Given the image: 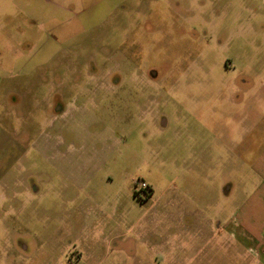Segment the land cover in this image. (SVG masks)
<instances>
[{
    "label": "rangeland",
    "instance_id": "1",
    "mask_svg": "<svg viewBox=\"0 0 264 264\" xmlns=\"http://www.w3.org/2000/svg\"><path fill=\"white\" fill-rule=\"evenodd\" d=\"M263 248L264 0H0V264Z\"/></svg>",
    "mask_w": 264,
    "mask_h": 264
},
{
    "label": "flooded vegetation",
    "instance_id": "2",
    "mask_svg": "<svg viewBox=\"0 0 264 264\" xmlns=\"http://www.w3.org/2000/svg\"><path fill=\"white\" fill-rule=\"evenodd\" d=\"M54 82L56 83V87L58 88V89H56V91L57 90L58 91L56 92V100H53V102L51 103L49 111H51V114H52L51 116H53V119H56V121H59L61 118L66 116V114L68 113V110H69V106H68L69 104L68 103L63 104L61 99H59V97H61L59 93L64 91L63 89H65L67 86L66 83L74 82L75 84H77L78 91L76 92V94L74 93V96H75L79 93H84V92H85V94H89L88 91H89V89L91 90L92 84L98 85V82H100V84H102L104 81H101V80L100 81H98V80L93 81L90 79H81V78H74V79L68 78V79H66V78H59L58 77L56 80H54ZM60 89H61V91H59ZM69 101H71L70 104L72 105V100H69ZM149 102L151 103L152 100H149Z\"/></svg>",
    "mask_w": 264,
    "mask_h": 264
},
{
    "label": "built area",
    "instance_id": "3",
    "mask_svg": "<svg viewBox=\"0 0 264 264\" xmlns=\"http://www.w3.org/2000/svg\"><path fill=\"white\" fill-rule=\"evenodd\" d=\"M139 185L141 189L147 188V185L144 182H141Z\"/></svg>",
    "mask_w": 264,
    "mask_h": 264
},
{
    "label": "crops",
    "instance_id": "4",
    "mask_svg": "<svg viewBox=\"0 0 264 264\" xmlns=\"http://www.w3.org/2000/svg\"><path fill=\"white\" fill-rule=\"evenodd\" d=\"M228 224H229V226H232L233 228H234V230H235V226H236V224H233V225H231V222H228ZM232 228V229H233ZM231 231V230H230ZM233 233H234V231H233ZM264 249V248H263Z\"/></svg>",
    "mask_w": 264,
    "mask_h": 264
}]
</instances>
